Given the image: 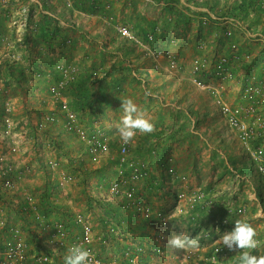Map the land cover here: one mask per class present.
Returning <instances> with one entry per match:
<instances>
[{"label": "rangeland", "instance_id": "1", "mask_svg": "<svg viewBox=\"0 0 264 264\" xmlns=\"http://www.w3.org/2000/svg\"><path fill=\"white\" fill-rule=\"evenodd\" d=\"M92 1L0 0V32L6 38L4 43H0V156H5V160L15 166L17 180L16 188L7 190L0 179V215L21 228L32 247V254L44 253L50 258L46 264H58L53 242L41 237L46 231L41 222L22 211L25 196L32 195L38 212L48 220L58 208L51 205L47 209L40 208V198L48 192L47 189H52L48 196L52 201L56 191L64 190L65 183L72 182L73 188L81 184L91 186L93 182H100L96 175L103 174L105 180L101 179L100 185L107 184V189L104 188L101 194L96 192V196L104 197V202H94L89 192H75L80 194L75 206L82 208V216L78 217L82 223H87V211L97 219L103 214L109 216L110 222L115 228L119 226L120 231L124 226L132 229L130 222L134 225L137 218H143L135 214L138 212L132 200L122 193L113 192L112 187L117 182L121 190H133L134 200L147 204L153 211L151 218H143L148 223L158 220L160 225L157 213H163L165 225L161 224L162 227L172 228L178 235L198 239L197 249L202 252L212 251L219 243L228 253L223 264H239L241 253L230 251L221 242L224 233L231 231L235 223L224 225L221 223L223 219L214 220L216 216H223V213L219 214L217 201L239 198L238 203L245 204L246 211L233 216L237 217L236 220L250 223L257 230L261 246L253 254L264 255V212L260 211L259 215L258 207L252 203L255 191L249 182L241 177L238 179L230 167H246L249 179L255 181L258 196L264 195L261 176L249 149L238 139L226 117L220 114L217 96L210 91L219 90V96L229 105H246L244 86L254 78L255 81L264 78V14L249 13L240 22L214 21L216 14L206 13L207 4H213V0H96L95 7H91ZM75 2L81 8H76ZM67 9L78 16L69 17L70 21L59 17L61 13L58 11ZM44 19L49 20L47 26L67 32L70 40L65 44L58 40L48 44L37 36ZM121 26L128 27L134 36L130 39L135 42V48L127 51L133 63L130 71L125 67L129 61L123 50L118 49L124 39L118 30ZM223 56L229 62L224 73L228 75L222 80L213 66ZM170 57L176 60L175 68L168 61ZM202 59L208 67L194 72L195 62ZM58 65H71L74 72L76 70L61 97L77 114L78 124L88 134L109 139V154L91 155L83 141L65 130L64 113L50 92V86L62 79ZM118 74L123 81L113 91L109 84L111 78ZM123 74L127 76L124 78ZM82 78L89 79L92 98H102L99 97L100 85H109L105 98L110 105L100 106L94 99L92 113L86 114L88 108L82 112L77 102L80 98L76 95L77 82ZM195 80H200L201 85ZM220 84L223 87H219ZM129 98L151 120L155 130L149 134L138 133L130 143L126 161L121 162V140L116 125L123 115L122 100ZM195 107L199 112L194 111V116L199 119V114L202 115L200 123L192 119ZM46 115H54L56 122L41 129L39 122ZM7 120L10 122L8 125ZM61 140L62 151L58 145ZM13 141L17 151L11 149ZM257 145L258 142H252L251 146ZM189 148L192 153L188 152L189 156L183 157ZM248 157L250 160L247 161ZM140 162L146 164L147 175L134 180L131 177ZM151 164L163 165V170L170 174L173 172V176L183 181L194 176L201 181L199 189L194 192H178L184 193L185 198L200 196L198 204L202 203L204 207L195 209L197 222H190L179 212L176 199L168 207L156 209L152 206V201L166 197L167 189L149 177ZM81 168H87L96 177L81 176ZM77 172L80 175H76ZM235 181L238 182L239 193L231 188ZM83 188L87 190L86 186ZM106 190L113 196L108 197ZM169 191L175 193L173 189ZM205 206L207 209L203 210ZM76 229L81 230L80 224ZM124 238L126 251L134 253L138 250L129 244H134L136 238ZM111 241L113 239H107V242ZM118 242L121 246L122 241ZM189 250L195 249L186 251Z\"/></svg>", "mask_w": 264, "mask_h": 264}, {"label": "built area", "instance_id": "2", "mask_svg": "<svg viewBox=\"0 0 264 264\" xmlns=\"http://www.w3.org/2000/svg\"><path fill=\"white\" fill-rule=\"evenodd\" d=\"M0 5V15H1ZM121 36L133 38L130 29L126 26L118 28ZM230 33V32H229ZM152 39V36H149ZM6 40L2 32H0V43H4ZM172 68L176 67V60L173 58L168 59ZM229 60L226 56L220 58V60L213 66L217 72V75L223 80L227 72V64ZM208 67L205 60H197L194 64V72L200 70H206ZM58 71L62 75V79L56 84L50 86V92L54 96L55 101L59 103L61 111L64 113L65 121L64 128L67 132L74 133L81 141H83L87 147V151L91 155L102 156L110 153L109 139L105 136H97L96 134H88L87 130L78 124L77 114L71 109L66 100L61 97L62 91L67 87L69 81L74 77V67L71 65H58ZM223 76V78H222ZM254 78L249 84L244 86L243 98L247 102L243 105H229L221 96H219V90H210L212 94L217 96V103L220 113L226 117L228 125L235 131L238 139L249 149L251 159L257 165L258 173L264 183V78L259 81H255ZM198 85H201V81L195 80ZM202 87L207 86L202 84ZM219 87H223L222 84ZM8 122V123H7ZM7 125L10 124L7 120ZM56 122L54 115H46L39 122L41 129L47 128L48 125ZM12 123V122H11ZM252 142H258L259 145L252 148ZM16 142L13 141L11 145L12 151H17ZM130 144L124 145L121 141L119 146V159L121 162L126 161L127 154L129 152ZM132 165V164H131ZM147 166L144 162H140L137 167L134 168L132 179L139 180L147 175ZM16 169L15 166L5 160V156H0V179L2 185L7 190H14L16 188ZM18 175V174H17ZM172 175L173 172H172ZM112 190L116 194L122 193L125 198L133 201L135 204V210L143 218H151L153 211L147 204L141 203V201H135L133 196V190H121L119 183H114ZM184 193H177V207L182 215H187L191 211L192 218H196L197 213L195 207L198 204L200 196H188L185 198ZM24 210L30 211L41 221L44 229L50 230L54 228L56 230V236L64 238L66 235L65 225L62 222L56 223L54 226L46 220L45 216L38 212V208L35 204L32 195H26L24 199ZM246 211L245 206L241 205L236 208L235 213L241 214ZM232 211H230L231 213ZM157 217L160 223L165 225V215L158 212ZM39 221V222H40ZM78 221L81 224V235L79 243L73 244L82 245L92 253L93 264H117L116 262L105 261L98 257L93 245V228L90 224L83 222L79 218ZM226 223H230L228 219H225ZM209 235V233L207 234ZM60 243L63 244L62 240ZM31 246L18 225L11 223L7 218L0 215V264H46L49 261V257L41 252L32 254L30 252ZM136 251V250H135ZM159 253L161 251L158 249ZM128 255V264H139V257L136 252ZM228 253L224 252L223 247L219 243L215 244V247L210 252H202L199 249L193 251H185L180 255H176L175 260L177 264H223V261L227 258ZM174 263V264H176Z\"/></svg>", "mask_w": 264, "mask_h": 264}, {"label": "crops", "instance_id": "3", "mask_svg": "<svg viewBox=\"0 0 264 264\" xmlns=\"http://www.w3.org/2000/svg\"><path fill=\"white\" fill-rule=\"evenodd\" d=\"M58 12L61 13V16H59V17L67 18V21H70L69 17H71V16H73L74 18L76 16H78L77 13H74L72 15L71 12H69V9L65 10V12H62V11H58ZM207 12H209L212 15V12H210L209 9L207 10ZM91 21H95V19L91 18ZM90 27H92V26H90ZM97 29H98V27H97ZM95 31H98V30H95ZM97 33H101V32H97ZM139 63H143V62H139ZM138 71L140 72L139 67H138ZM139 75H141V74H139ZM206 93L209 94L208 92H206ZM90 94H91V92H90ZM93 99H97L100 102V100H102L103 98H93ZM91 101H93V100H91ZM104 104L110 105V102H108V100H106L104 98L103 99V105ZM194 111L199 112L197 107H195L194 110L192 111V114H191L193 117L192 119L194 122L197 121L198 123H200L202 121V115L199 114V119H197L193 114ZM200 111H202V110H200ZM189 112H191V111L188 110V113ZM152 152L155 153V151H152ZM188 152L190 154V152L192 153V150H190V148H189L187 151H185L183 157L189 156ZM192 157H193V155H192ZM248 160H250L249 157H248L247 161ZM156 166H157V168H156ZM162 166L159 164H151V170L149 171L150 172L149 177H152V179H154L155 182H159L162 187L167 189V192L164 194V195H166V197L164 199L159 200V201H152V206L154 208L160 209L161 207H165V206L168 207V206L172 205L176 199L175 193L181 192V190L187 191V192H189V191L194 192L195 190L199 189V187H200L199 183L201 181L198 180L197 177H195V176L189 177L186 181H183L179 177H176V176H173L172 174H170L169 171L163 170ZM180 169L184 170L185 168L184 169L180 168ZM236 169L233 166L230 167V170L232 171L233 174H236V177L238 179L241 177L242 179H245L246 181H248L251 188L255 191V195H254L255 201H253L252 203H255V205L258 207L257 212L260 215V211L264 212V195L258 196V191L256 190L255 181L249 179L250 176L247 174L245 166H244V168H236ZM243 172H245V173H243ZM79 173L80 172H77L76 175H78ZM241 173H242V175H241ZM80 174L83 177H84V175H86V177H88L90 175V178L93 175L94 176L96 175L92 172H89L87 170V168L85 169V172L81 171ZM181 175H182V173H181ZM96 176L95 177L97 179H99L100 182H98V183L93 182V184L91 186H88L87 184H81V185L73 188L70 185L72 182L71 183L67 182L63 185L62 189H64V190H62V192H60V193H57V191H56V194H55L54 198L52 199V201L50 199L49 205L56 206L58 208V210H56L53 213V216H52L53 219L51 218V219L47 220V218L46 217L45 218L47 221H49L51 223L52 226H54L58 222H62L65 225L66 235L64 238H60L59 236L55 237L56 236V230L54 228H51L50 230L43 228V230H46V231L45 232L43 231L44 233L41 235V237L42 238L46 237V239H48V241L53 242L52 247H53V250L56 251L55 255L57 256L56 258H57L58 264H64V257L67 255L68 249L72 247L73 243L74 244L79 243L78 241H79L80 235H81V230H77L76 227L78 226V224H80V222L78 221V217H80L79 215L82 216V214H80V212L82 211V208L75 206V204H78V201H79L76 198L80 195V194H76L75 192H77V191L78 192L79 191L89 192L90 197H92V199H94L93 200L94 202L98 201V200L100 202H104V199H103L104 197L96 196V192L101 194L102 190H104V188L107 189V187H106L107 184L100 185L101 179L105 180L103 174L102 175L97 174ZM260 180L264 186V183H263L261 178H260ZM63 181H65V180H63ZM87 181H89V178L87 179ZM237 181L239 182V180H237ZM238 182L235 181L234 183H232V186H231V188L235 189V191L237 193H239ZM82 186H86L88 191L85 188L82 189ZM43 189L45 190V187ZM169 189H173V191H175V193L173 194L172 192L169 191ZM47 191H48V193H50V191H52V189H47ZM84 194H81V195L85 198L86 196ZM105 194H107L108 197L113 196L110 193V191H107V190H106ZM261 194H263V193H261ZM82 200H84V199H82ZM238 200H239V198H231V200L225 199L223 201H217L218 202L217 205L220 206L219 214L223 213V216L221 218H219L220 216H216L215 218L213 217L214 220L217 222V221L223 219V220H221V223L224 225H227V224L232 225V223H235L237 217H234L233 215H235V214L237 215V213H235L236 208L241 206V204L238 203L239 202ZM34 201H36V200H34ZM242 205L246 207L245 204H242ZM36 206L38 207L37 204H36ZM198 206H199L198 209L204 207V206L202 207V203L197 204L196 207H198ZM207 206H205V208L203 210H206ZM83 210H84V208H83ZM230 211H232V212L230 213ZM205 216H206V214H205ZM230 216H232L231 219L229 218ZM199 217H202V215H200ZM199 217H198V219H199ZM262 217H264V214H262ZM86 218H87L86 222L91 224L92 228H93L94 250L96 251L97 255L100 256L101 259H103L105 261L116 262L117 264H128L129 263L128 257H126V255H129V252L126 251V247H124L127 245V243L124 242L125 241L124 236H132V238H136L137 241H139L138 243H136L137 241H135L134 244L129 242V244L134 245V247H135L134 249H138L135 252H136V255H138V257H139V264H174V263H176V260H175L176 255L177 254L180 255L186 251V250H180V249L170 247L168 244V240L173 235H178V233H176L174 231V229H172V228L167 230L168 229L167 227H162L155 220L154 221L152 220L151 222H153V223L151 224V223H148V221L143 219V218H137L138 222L134 223V225H133V223L130 222V225H132V229L125 228V226H124L120 231V230H118V229H120V227L118 226V228H115L114 223L110 222V221H112V219L109 216H106L104 214L102 215V217H100V219H97V218H95L94 215H92L91 212L88 213V211H87V217ZM225 219H228L230 223H226ZM203 220H205V219H203ZM89 221H91L92 223H90ZM203 224H204V222H203ZM41 225H42V223H41ZM80 226H81V224H80ZM138 228H141V232H138ZM165 228H167V229H165ZM133 229H134V231H133ZM51 230L54 232V233H52V235H51ZM46 232H47V234H46ZM49 232H50V234H49ZM205 235H206V232H205ZM49 238H50V240H49ZM107 239H113V241L107 242ZM60 240H62L63 244L60 243ZM118 240L122 241L121 246L119 245ZM207 240H209V239H207ZM98 241H101V243H98ZM158 249L161 251V253L157 252Z\"/></svg>", "mask_w": 264, "mask_h": 264}, {"label": "clouds", "instance_id": "4", "mask_svg": "<svg viewBox=\"0 0 264 264\" xmlns=\"http://www.w3.org/2000/svg\"><path fill=\"white\" fill-rule=\"evenodd\" d=\"M121 107L123 115L116 127L124 145L132 143L138 133L149 134L155 130V125L143 111L138 109L132 99H123ZM257 237V230L250 223L236 220L234 228L224 233L221 242L230 251L241 253L239 264H264V255L253 254V251L258 250L261 246ZM168 244L170 247L180 250L197 249L199 240L187 235H173L168 240ZM64 264H93L92 253L82 245L72 246L64 257Z\"/></svg>", "mask_w": 264, "mask_h": 264}, {"label": "trees", "instance_id": "5", "mask_svg": "<svg viewBox=\"0 0 264 264\" xmlns=\"http://www.w3.org/2000/svg\"><path fill=\"white\" fill-rule=\"evenodd\" d=\"M172 1H178V0H172ZM191 1V0H188ZM95 2L96 0H93L91 3V7H95ZM76 3V2H75ZM213 4H207V7L209 9L210 12L215 13L217 19H213L214 21H218V20H232V21H243L244 17L249 14V13H258V14H264V0H213L212 1ZM76 8H81V5L78 3L75 4ZM172 10H176L175 7L171 6ZM178 13L181 15L182 13H180V11H178ZM207 15H209L208 12H206ZM183 15V14H182ZM224 22V21H223ZM49 23V20L44 19L42 21V23L39 26V29L37 30V36L41 37L46 43L50 44L52 41L54 40H58L60 43H66L68 42V40H70L69 38V34L67 32H64L62 28L59 27H53L51 28L50 26H47V24ZM123 43L120 44L119 48L120 50H123L124 52V56L127 58V60L129 61V63L126 64V69H128V71L131 70V67L133 66V63L131 62V60L128 58L129 56H127V51H131L135 48V42L132 41V39L128 38V37H124L123 36ZM123 61H121L122 64ZM124 78L127 76V74H123ZM123 79L122 76L118 75H114L111 78L110 81V86L112 87L113 91L119 87V85L122 83ZM74 83V82H73ZM78 83V86L76 87V90H78V92L76 93V95L78 94V97L80 99H77V102L79 103L80 109H82V112H84L86 110V108H88L89 110L86 111L87 113H92V107H93V103H94V99L92 98L91 94H90V87H91V83L89 82L88 78H82V80H80ZM76 83V84H77ZM109 85H106L105 83H103L102 85H100V91H99V97H102L103 99L106 97V91L107 88L109 87ZM103 99L100 100V102H98V104L100 106L103 105ZM107 100V98H105ZM93 100V101H91ZM58 145H59V149L62 151L63 150V141H58ZM86 146V145H85ZM82 165V164H80ZM81 167V166H79ZM83 169V170H82ZM79 170H82L85 172V168H81ZM48 196H50V193L46 192L45 194H43L40 198V208L42 209H47L50 205V199L48 198ZM175 198H177V194H175ZM47 206V207H46ZM196 208V207H195ZM23 212H26V214L30 217H33L34 219L38 220L36 218V216L34 214H32L30 211L28 210H24L22 208ZM132 212L134 210H131ZM131 212V213H132ZM45 215V214H44ZM48 216V215H46ZM134 216V214H133ZM188 220L192 223L197 222V218H192L191 215V211L185 215ZM158 221V220H157ZM161 225V224H160Z\"/></svg>", "mask_w": 264, "mask_h": 264}]
</instances>
